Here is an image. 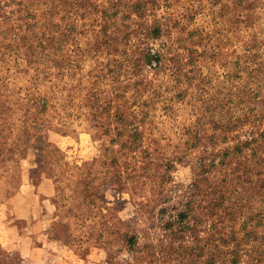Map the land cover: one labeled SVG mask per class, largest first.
I'll return each mask as SVG.
<instances>
[{"label": "rangeland", "instance_id": "rangeland-1", "mask_svg": "<svg viewBox=\"0 0 264 264\" xmlns=\"http://www.w3.org/2000/svg\"><path fill=\"white\" fill-rule=\"evenodd\" d=\"M0 264H264V0H0Z\"/></svg>", "mask_w": 264, "mask_h": 264}, {"label": "trees", "instance_id": "trees-1", "mask_svg": "<svg viewBox=\"0 0 264 264\" xmlns=\"http://www.w3.org/2000/svg\"><path fill=\"white\" fill-rule=\"evenodd\" d=\"M133 240H132V238H130V245L132 246L133 245Z\"/></svg>", "mask_w": 264, "mask_h": 264}]
</instances>
